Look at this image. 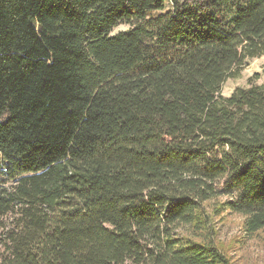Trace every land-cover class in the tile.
<instances>
[{
	"label": "trees",
	"instance_id": "trees-1",
	"mask_svg": "<svg viewBox=\"0 0 264 264\" xmlns=\"http://www.w3.org/2000/svg\"><path fill=\"white\" fill-rule=\"evenodd\" d=\"M260 57L264 0H0V264H230L215 214L264 233V84L221 89Z\"/></svg>",
	"mask_w": 264,
	"mask_h": 264
},
{
	"label": "rangeland",
	"instance_id": "rangeland-1",
	"mask_svg": "<svg viewBox=\"0 0 264 264\" xmlns=\"http://www.w3.org/2000/svg\"><path fill=\"white\" fill-rule=\"evenodd\" d=\"M139 24L137 21H122L111 31L110 36L126 32ZM255 74L259 75L256 79L253 78ZM250 84H264V57L247 60L235 78L224 82L221 95L228 97L236 89L248 88ZM6 221L3 219L0 222ZM242 223L243 219L239 215L215 214L212 220L215 240L225 249L230 264H264V233L247 235Z\"/></svg>",
	"mask_w": 264,
	"mask_h": 264
}]
</instances>
